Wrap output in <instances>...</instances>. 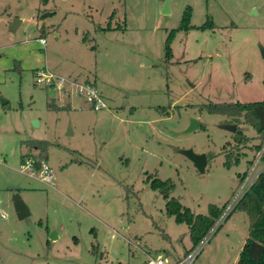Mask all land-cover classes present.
<instances>
[{"label":"rangeland","instance_id":"obj_1","mask_svg":"<svg viewBox=\"0 0 264 264\" xmlns=\"http://www.w3.org/2000/svg\"><path fill=\"white\" fill-rule=\"evenodd\" d=\"M168 1L161 12L163 0H0V264L181 258L199 243L166 215L154 178L170 180L168 197L194 213L223 207L191 264L236 261L248 218L232 209L264 166V135L242 116L231 122L197 106L264 102V0ZM44 66L92 84L105 108L36 85L33 71ZM190 116L198 128L182 133ZM32 139L47 142L30 153L44 158L51 184L18 172ZM188 148L207 156L202 173L179 153ZM16 192L29 210L20 220Z\"/></svg>","mask_w":264,"mask_h":264},{"label":"trees","instance_id":"obj_2","mask_svg":"<svg viewBox=\"0 0 264 264\" xmlns=\"http://www.w3.org/2000/svg\"><path fill=\"white\" fill-rule=\"evenodd\" d=\"M50 12H42L41 17ZM189 13V12H188ZM183 15L179 29L187 30L186 17ZM186 24V25H185ZM173 30L169 31L164 44V57H170L168 38L172 36ZM50 109H56L47 103ZM199 111L207 114L224 115L231 118V122L241 116L246 118L244 122L251 124L257 134L264 135V102H206L197 106ZM248 117V118H247ZM24 144L28 149H38L39 153L44 152L47 142L44 140H26ZM207 160V156H206ZM237 157L232 161L237 162ZM227 158L224 161L226 166L230 165ZM172 182L168 179L159 180L154 178L150 181L151 188H159L162 196L166 199L164 210L166 215L173 216L175 222H183L187 226L188 238L191 246H195L212 226L214 220L219 217L223 207L214 204L207 206L206 214L192 212L189 208L182 206L174 197H168L172 189ZM232 210L244 212L248 218L247 237L238 253L237 259L231 264H264V166L257 174L254 181L242 194ZM187 253V251H186Z\"/></svg>","mask_w":264,"mask_h":264},{"label":"built area","instance_id":"obj_3","mask_svg":"<svg viewBox=\"0 0 264 264\" xmlns=\"http://www.w3.org/2000/svg\"><path fill=\"white\" fill-rule=\"evenodd\" d=\"M37 42L42 46L44 44L43 38H38ZM34 83L36 85L42 84L45 87L55 88L63 91L65 94L73 93L80 96L83 100L90 105L92 110L98 111L105 108V103L102 96L97 89L90 83L75 81L73 78H67L49 71L46 67L35 69L33 71ZM61 93V92H60ZM18 172L24 174L30 178L47 185L51 184L53 180V174L49 169L44 158H34L30 152H22L18 165ZM220 217H224L223 215ZM212 228H210L206 234L199 240V244L191 252L187 251L181 258L166 259L160 256L147 257L144 264H191L194 256L198 252L202 243H204ZM194 247V246H193Z\"/></svg>","mask_w":264,"mask_h":264},{"label":"water","instance_id":"obj_4","mask_svg":"<svg viewBox=\"0 0 264 264\" xmlns=\"http://www.w3.org/2000/svg\"><path fill=\"white\" fill-rule=\"evenodd\" d=\"M161 12H168L169 10V1L163 0L161 8ZM19 20L16 17H13L9 29L13 30L15 26L17 25V22ZM259 53L262 58H264V49L262 47H259ZM6 101L1 100V103L4 104ZM32 125L36 126L37 121L33 120ZM198 128V121L195 117L190 116L188 118V123L186 127L181 131L182 133H188ZM220 128L233 133L236 129L235 124L231 123H222L220 124ZM67 134H70L69 127L66 131ZM179 153L182 154L184 157H186L193 165V167L197 170V172L202 173L204 171V167L206 165V155L205 153H194L191 149H181L179 150ZM12 206L15 212V215L18 220L25 218L29 214V210L27 206L24 204L22 199L20 198L19 194L13 193L11 197ZM56 235L54 232H50L48 235V238L53 240L55 239Z\"/></svg>","mask_w":264,"mask_h":264},{"label":"crops","instance_id":"obj_5","mask_svg":"<svg viewBox=\"0 0 264 264\" xmlns=\"http://www.w3.org/2000/svg\"><path fill=\"white\" fill-rule=\"evenodd\" d=\"M45 67V66H44ZM34 140V139H32ZM23 148H26L28 152H32V151H35L36 149L35 148H32V149H28L24 144L22 145ZM46 158V157H45ZM20 161V160H19Z\"/></svg>","mask_w":264,"mask_h":264}]
</instances>
